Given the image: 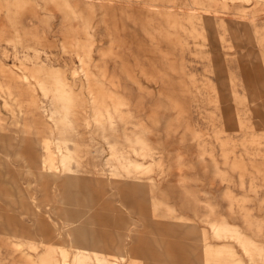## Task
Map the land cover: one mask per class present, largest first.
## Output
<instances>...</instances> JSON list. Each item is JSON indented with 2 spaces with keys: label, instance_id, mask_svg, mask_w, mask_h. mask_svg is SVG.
I'll return each mask as SVG.
<instances>
[{
  "label": "rangeland",
  "instance_id": "obj_1",
  "mask_svg": "<svg viewBox=\"0 0 264 264\" xmlns=\"http://www.w3.org/2000/svg\"><path fill=\"white\" fill-rule=\"evenodd\" d=\"M0 264H264V0H0Z\"/></svg>",
  "mask_w": 264,
  "mask_h": 264
}]
</instances>
